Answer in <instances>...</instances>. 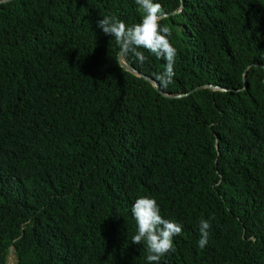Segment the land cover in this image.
Wrapping results in <instances>:
<instances>
[{"label": "trees", "instance_id": "trees-1", "mask_svg": "<svg viewBox=\"0 0 264 264\" xmlns=\"http://www.w3.org/2000/svg\"><path fill=\"white\" fill-rule=\"evenodd\" d=\"M155 2L177 49L159 91L97 26L141 22L136 0L0 3V264L10 247L15 264H148L141 196L182 225L160 264H264V0ZM139 50L121 61L154 81L166 61Z\"/></svg>", "mask_w": 264, "mask_h": 264}, {"label": "clouds", "instance_id": "clouds-1", "mask_svg": "<svg viewBox=\"0 0 264 264\" xmlns=\"http://www.w3.org/2000/svg\"><path fill=\"white\" fill-rule=\"evenodd\" d=\"M142 10L141 22L128 26L116 16L108 14L97 21V26L105 35L113 37L119 47L121 57L129 54L143 64L148 58L139 49H146L158 58L166 61L163 71L154 74V82L163 90L172 83L177 49L170 41L172 35L169 26L161 23L167 18L162 5L155 0H136ZM132 215L137 231L132 243L146 244L148 264H160L161 258L174 252L173 238L182 232V225L175 220L162 217L155 198L141 196L132 205ZM211 224L201 218L199 221L200 239L198 247L204 248L209 239Z\"/></svg>", "mask_w": 264, "mask_h": 264}, {"label": "water", "instance_id": "water-1", "mask_svg": "<svg viewBox=\"0 0 264 264\" xmlns=\"http://www.w3.org/2000/svg\"><path fill=\"white\" fill-rule=\"evenodd\" d=\"M9 1H11V0H0V3L9 2ZM118 58L120 59V62H121V64H122V66H123L126 70L130 71L131 73L136 74L137 76H143L145 79H147L148 81H150V83H151L153 86H155V88H156L157 91H159L157 84H156L152 79H150V78H148V77H146V76H144V75H141V74L137 73L132 67H129V66L125 65V64L121 61V55H120V52H119V54H118ZM246 86H247V85H246V82H245V86H244V88H246Z\"/></svg>", "mask_w": 264, "mask_h": 264}, {"label": "rangeland", "instance_id": "rangeland-1", "mask_svg": "<svg viewBox=\"0 0 264 264\" xmlns=\"http://www.w3.org/2000/svg\"><path fill=\"white\" fill-rule=\"evenodd\" d=\"M15 262H16L15 250L13 247H10L7 255V264H15Z\"/></svg>", "mask_w": 264, "mask_h": 264}]
</instances>
